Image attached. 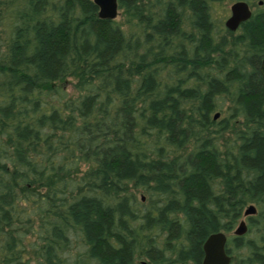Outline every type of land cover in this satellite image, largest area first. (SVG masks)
<instances>
[{"label": "rangeland", "instance_id": "obj_1", "mask_svg": "<svg viewBox=\"0 0 264 264\" xmlns=\"http://www.w3.org/2000/svg\"><path fill=\"white\" fill-rule=\"evenodd\" d=\"M15 1L0 0V264H105L107 248L126 253L120 264H195L193 211L206 213L205 230L226 236L230 264L264 257L256 246L264 240V186L245 190L253 169L242 165L253 156L242 133L264 134V38L253 37L250 24L264 21V0H243L250 14L234 29L224 20L235 0H116L115 15L103 21L118 48L105 55L95 26L83 24L75 37L69 29L71 54L52 75L40 69L43 48L30 16L53 12L47 25H63L82 0H22L18 17L6 23L3 10ZM210 21L217 30L208 29ZM198 58L208 61L191 64ZM26 73L31 82L20 89ZM44 78L63 83L44 90ZM82 84L88 97H79ZM148 94L162 102L150 106ZM255 94L252 115L245 100ZM156 110L174 117L169 125L153 122ZM44 112L50 125L40 120ZM77 125L84 129L76 132ZM204 147L220 165L205 173L199 201L183 175L199 173L194 157ZM114 150L134 155L126 156L133 171L102 191L109 175L92 173ZM231 155L241 165L229 174L245 177L239 186L225 180ZM115 199L122 204L99 254L97 240L81 235L83 201L111 207ZM248 205L254 213L244 216ZM240 219L246 230L233 240ZM50 241L57 247L48 262Z\"/></svg>", "mask_w": 264, "mask_h": 264}, {"label": "trees", "instance_id": "obj_2", "mask_svg": "<svg viewBox=\"0 0 264 264\" xmlns=\"http://www.w3.org/2000/svg\"><path fill=\"white\" fill-rule=\"evenodd\" d=\"M20 1L22 0L15 1L12 4V6L3 10L2 16L4 17V21L6 23H10L11 21H13L15 18L18 17L19 15L18 4H20ZM77 13L78 15L69 17L63 25H50V26H48L47 24L48 22H50L49 17H51L50 15L53 14V12L50 13V12L45 11V12H40L37 15L30 16L32 23H35L37 25V32L39 33L40 39H41L43 54H42L41 62L39 64H40V69H42L43 72L49 75H52L55 72H58L60 70V68L62 67L61 60L62 58L64 59L63 55L70 56L71 54V52H67L68 51L67 50V44H68V41H67L68 33L67 32L69 31V29L73 30L74 31L73 36L75 37L81 32V30H83V26H82L83 24L84 25L88 24V25H91L92 27L95 26L94 28H95V31L97 32L98 38L100 39L99 40L100 43L101 44L103 43V45H107L106 47L107 49L104 53L105 55L111 54L113 49L116 47L117 45L116 38L112 39L113 32L111 31V29H109L108 31L107 28H105V22L103 21V19L107 20L108 18H101L97 15V6L92 2V0H82L81 3L79 4ZM250 24L253 25L252 26L253 37L264 38V21H259V22L254 21ZM208 26H210V28L208 29H210L211 31L218 28L217 24L216 23L214 24L211 21L208 22L207 27ZM200 44L203 46H206V44H208V37L202 38V40H200ZM117 48L118 46L115 49ZM151 50L152 49H150L149 52H144L143 55L140 54L141 59L145 57L146 53L148 54L153 53L151 52ZM207 61L208 59L198 58L192 61L191 64L200 65V64L206 63ZM30 82L31 80L28 77V73L24 74L20 89L25 88ZM59 83L61 86V83L63 82H59ZM59 83H56V80H50L48 78H44L40 80L38 87L44 90L46 89L51 90V88L55 86H59L58 85ZM262 86L264 88V84ZM90 91L91 90H89L88 87L82 84L79 97H82V95L84 94H86V96L88 97V94H91ZM153 95L155 97H153L150 94L147 99L150 106L157 105L159 101L160 103L162 102V100H159V98H156V96H158L157 94H153ZM256 95L257 94L250 95L245 100V104L247 106H250L251 113L253 112V110L259 107ZM87 100L88 98L85 101ZM85 101L84 103H86ZM166 106L167 108H173L172 105H170L169 107V105L166 104L165 107ZM80 107H82V103H80ZM172 112H174V110ZM160 113H164V114L162 116L161 115L159 116L156 110V114L154 115L153 122L154 123L156 122L162 125H165V124L169 125L170 119L174 117L172 116L169 117L165 111H160ZM30 115L31 114H29V116ZM36 115L37 113L36 114L33 113L30 117L32 118L34 117L36 119L37 117ZM123 118H125V116L122 113L120 114V116H117V118H115L116 120L114 123L116 127L119 124V120L122 121ZM40 120L44 121L46 125H50V123L53 122L51 120V116L45 114V112H44V115L41 116ZM59 121H62V120H59ZM106 122H108V124L113 123V120H111V118H107ZM80 129H84V128L82 127L80 128L79 125H77L76 128H74L76 132L79 131ZM120 130L121 129H117V132H120ZM249 131L252 135L248 134V132H243L242 138L248 135L246 138L247 141L249 140L248 149L252 151L251 153L253 154V156L249 157L247 159V162L243 161L242 165L246 166L243 168H246L247 170L253 169L251 170L252 176H250L252 178L247 181L248 184L245 185L246 187L245 190H251V189L256 188L255 189L256 191L258 190L257 188H261L262 186H264V134L259 135V132H255V130H249ZM113 152L110 153L109 155H106L104 158V162L100 161L99 162L100 165L92 173L94 176H99V174L101 173H104L105 176L109 175V178L111 179L110 183L104 184V185L101 184L102 191L104 190L111 191V189L113 188L111 185L116 184L115 181L118 180L119 176H123L133 171V162H131V159H133L134 155H132L131 153H128L129 157L131 156L130 157L131 159L130 158L128 159L126 158V156L128 155L125 156V154L121 152V150H114ZM190 156L191 155H188L187 158L191 159L192 157ZM231 157H233L235 165L232 164L233 162L230 164L229 163L225 164V169H227V175H225L226 176L225 180H227V182L237 180V182H239L237 186H239L241 184L240 181L245 180V177L241 175L242 172L240 175L239 174L234 175V174H229V170L231 171L232 168L236 169V165H237L236 163L238 162V164L241 165V162L237 161V156L231 155ZM194 159L196 162H197V159H199V161L197 162V166H198L197 172L199 173L195 175L192 174L190 176H186V174H184L183 177H185L184 178L185 187L188 190L190 196L196 197L199 201H203L204 196L202 194V186L204 184V177H205L204 175L208 169H211L214 166L216 167L220 164H214L217 161L216 159H214V162H213V158L211 157V152L208 151L207 147H204L203 150L199 154H196ZM165 169H168V167H165ZM235 184H236V181H235ZM91 189L93 188L90 187L89 190ZM228 189L230 188H227L226 190ZM114 202L115 203L111 206L113 208H111V207H108L110 205H108L107 207H104L103 206L104 204L102 205L99 203L97 205L96 203H93V201H83V203H85V206H84L85 213L81 215L83 223L80 224V228L84 232L81 231V235L83 236L87 235V237H89L90 239L93 238L97 240L96 246L99 251V254H100V251L106 246L104 240L101 239L100 237L102 236V234L104 235L105 231L109 232V229H108L109 226L114 227L115 222L113 223V219L115 215L113 214L114 212H116V209H118V207L121 206L122 204V203H119L117 199H115ZM203 214H206V213L205 212L198 213L196 211H193L192 217L190 218L192 222L191 223V234L193 236V239L196 240L194 242H197L196 243L197 248L200 244V241L204 238V236L208 232L214 231L213 229L205 230V227L210 226V225L209 223H205V221L201 218ZM115 220H116V217L114 221ZM110 221H111V225H110ZM56 247H57V243L55 241H50L46 244L44 248L45 250L44 252L46 253V256L49 257L48 262H51L50 253ZM196 252H198V249ZM100 255H101L102 260L105 261V264H120L122 261H125V259H127L126 253L114 252L108 248L105 250L103 254H100Z\"/></svg>", "mask_w": 264, "mask_h": 264}, {"label": "water", "instance_id": "obj_3", "mask_svg": "<svg viewBox=\"0 0 264 264\" xmlns=\"http://www.w3.org/2000/svg\"><path fill=\"white\" fill-rule=\"evenodd\" d=\"M97 6V15L101 18H111L115 15L117 9L116 0H92ZM229 15L224 20V25L228 29H234L238 23L247 18L250 14L247 2L235 0L229 6ZM259 73L264 82V54L260 59L258 66ZM215 116V115H214ZM253 207L248 205L244 213L253 212ZM243 221H239L234 230L235 234L243 231ZM225 236L221 232L209 233L202 242L203 260L202 264H227L228 257L223 252V243Z\"/></svg>", "mask_w": 264, "mask_h": 264}, {"label": "flooded vegetation", "instance_id": "obj_4", "mask_svg": "<svg viewBox=\"0 0 264 264\" xmlns=\"http://www.w3.org/2000/svg\"><path fill=\"white\" fill-rule=\"evenodd\" d=\"M244 209H242V211H241V213L242 212H244L243 211ZM252 214L254 213V210H253V212H251ZM251 213H244V216H247L248 214H251ZM239 221H242L241 219L239 220ZM239 221H238V223H239ZM238 223H237V225L235 226V228H233V226H234V224H233V226H232V228H233V237H232V239L233 240H237V239H239L240 237H242V235H243V233L245 232V230H246V226L244 225L245 224V222H244V220H243V225H244V228H243V231L240 233V234H235L234 233V230L236 229V227L238 226ZM212 232H217V231H210V232H208L205 236H204V238L200 241V244H199V246H198V252H197V254H196V257H198V258H195V260H196V262H195V264H202V260H203V250H202V242L204 241V239H205V237L209 234V233H212ZM225 236V235H224ZM226 243H227V239H226V236H225V240H224V243H223V252H224V254L228 257V261H227V264H230L231 263V258L232 259H234L233 257H231V255H230V253H229V251H228V249H227V246H226ZM237 246H239V242H237ZM257 246V249L259 248V249H261V248H264V240H262V242L259 244V246L258 245H256ZM198 255V256H197ZM263 262H264V257H263V254H260V253H258L257 255L256 254H254V257H251V258H248V259H246V261L245 262H243V261H237L236 262V264H263Z\"/></svg>", "mask_w": 264, "mask_h": 264}]
</instances>
